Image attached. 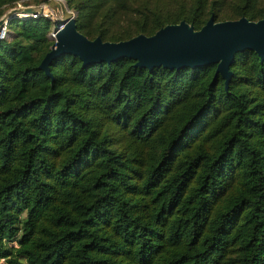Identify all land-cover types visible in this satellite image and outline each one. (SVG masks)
<instances>
[{"label": "trees", "instance_id": "1", "mask_svg": "<svg viewBox=\"0 0 264 264\" xmlns=\"http://www.w3.org/2000/svg\"><path fill=\"white\" fill-rule=\"evenodd\" d=\"M19 0H0V15ZM43 0H34L39 3ZM93 38L183 19H257L261 0H63ZM44 15L0 37V261L264 264V54L151 68L127 56L38 67Z\"/></svg>", "mask_w": 264, "mask_h": 264}, {"label": "water", "instance_id": "2", "mask_svg": "<svg viewBox=\"0 0 264 264\" xmlns=\"http://www.w3.org/2000/svg\"><path fill=\"white\" fill-rule=\"evenodd\" d=\"M44 15L51 19L53 43L44 53L38 67L51 78L49 62L62 53L77 55L82 64L127 56L135 65L151 68L154 65L179 67L215 62L214 73H220L226 88L231 76L229 65L234 53L244 48L253 49L260 59L264 54V10L257 19L245 16L214 20L212 14L199 27L181 19L166 23L151 34L137 33L125 39L103 40L96 35L88 38L76 28L73 14L55 18L43 3L13 5L0 15V37L8 18Z\"/></svg>", "mask_w": 264, "mask_h": 264}, {"label": "rangeland", "instance_id": "3", "mask_svg": "<svg viewBox=\"0 0 264 264\" xmlns=\"http://www.w3.org/2000/svg\"><path fill=\"white\" fill-rule=\"evenodd\" d=\"M261 1L263 2L264 0ZM39 3H43L44 5H46L55 18L62 19L70 14H73V11L67 10L64 7L63 0H43L40 1ZM26 4H38V3H35L34 0H19L18 2H15V5H26ZM0 264H5V263H2V261H0Z\"/></svg>", "mask_w": 264, "mask_h": 264}, {"label": "built area", "instance_id": "4", "mask_svg": "<svg viewBox=\"0 0 264 264\" xmlns=\"http://www.w3.org/2000/svg\"><path fill=\"white\" fill-rule=\"evenodd\" d=\"M4 30H5V27H4V29H3V33H2V35L4 34Z\"/></svg>", "mask_w": 264, "mask_h": 264}]
</instances>
